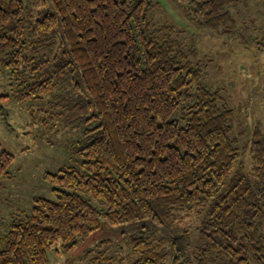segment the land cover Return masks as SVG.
<instances>
[{
	"label": "trees",
	"instance_id": "obj_1",
	"mask_svg": "<svg viewBox=\"0 0 264 264\" xmlns=\"http://www.w3.org/2000/svg\"><path fill=\"white\" fill-rule=\"evenodd\" d=\"M168 1L194 29L222 34L247 0ZM47 4L33 21L22 0H0L11 97L40 100L43 123L83 113L97 124L80 168L47 174L51 198L13 222L0 264H50L103 226L127 235L128 264H264V132L240 151L233 109L202 80L195 33L160 20L158 0L33 2ZM12 159L1 154L0 175ZM190 214L194 227L181 226Z\"/></svg>",
	"mask_w": 264,
	"mask_h": 264
},
{
	"label": "rangeland",
	"instance_id": "obj_2",
	"mask_svg": "<svg viewBox=\"0 0 264 264\" xmlns=\"http://www.w3.org/2000/svg\"><path fill=\"white\" fill-rule=\"evenodd\" d=\"M22 1L30 9L33 21L51 12L48 4L36 9L34 0ZM158 1L162 4L160 20L172 19L178 28L195 33L198 59L206 65L202 80L207 86L221 90L227 98L243 152V145L250 144L257 129L264 132V0L241 1L233 9L237 28L226 29L222 34V30L194 29L185 20L182 5ZM164 10L167 14L163 15ZM5 59L0 48V156L7 153L13 158L6 174L0 175L2 243L13 222L31 212L35 198H51L52 185L45 179L47 174L80 168L79 143L84 131L97 124L86 121L83 113L71 116L69 125L58 120L53 122L56 125L43 123L41 119L48 115L40 112L44 106L40 100L19 104L11 97L15 85L10 70L3 65ZM243 157L248 169L247 151ZM194 217L191 214L185 217L181 226L194 227ZM119 232L103 226L100 232L81 242L72 255L50 254V264H96L97 261L104 264L98 259L101 254L113 264H128L129 240Z\"/></svg>",
	"mask_w": 264,
	"mask_h": 264
}]
</instances>
